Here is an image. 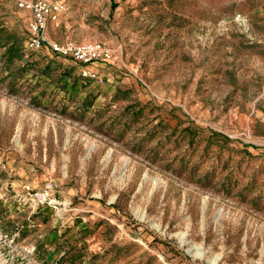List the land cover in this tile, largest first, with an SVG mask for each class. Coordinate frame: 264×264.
Returning a JSON list of instances; mask_svg holds the SVG:
<instances>
[{"label": "rangeland", "instance_id": "rangeland-1", "mask_svg": "<svg viewBox=\"0 0 264 264\" xmlns=\"http://www.w3.org/2000/svg\"><path fill=\"white\" fill-rule=\"evenodd\" d=\"M18 1L0 264H264V0H46L50 39L111 50L94 76L30 48Z\"/></svg>", "mask_w": 264, "mask_h": 264}, {"label": "built area", "instance_id": "built-area-1", "mask_svg": "<svg viewBox=\"0 0 264 264\" xmlns=\"http://www.w3.org/2000/svg\"><path fill=\"white\" fill-rule=\"evenodd\" d=\"M18 6L28 13V44L34 50H47L54 56L68 59L83 66L105 61L112 56L111 50L100 43L74 45L49 40L46 36L47 23L55 22L62 14L60 3L46 0H19ZM84 76H88L83 72Z\"/></svg>", "mask_w": 264, "mask_h": 264}, {"label": "crops", "instance_id": "crops-1", "mask_svg": "<svg viewBox=\"0 0 264 264\" xmlns=\"http://www.w3.org/2000/svg\"><path fill=\"white\" fill-rule=\"evenodd\" d=\"M49 23H52V21H49V22L47 23V25H48ZM27 24H28V23H27ZM26 32H27V26H26ZM27 33H28V32H27ZM46 36H47V34H46ZM47 38H48L49 40H52V39H50L48 36H47ZM52 41H56V42H59V43H66V42H61V41H57V40H52ZM100 67H104V66H103V65L99 66V65H97V64H91V65L87 66V69L89 70V72H91V73H89V74H91L92 76H94L93 73L96 72Z\"/></svg>", "mask_w": 264, "mask_h": 264}]
</instances>
